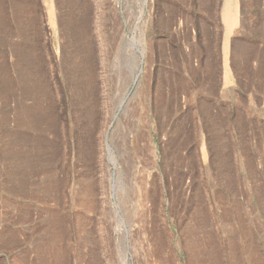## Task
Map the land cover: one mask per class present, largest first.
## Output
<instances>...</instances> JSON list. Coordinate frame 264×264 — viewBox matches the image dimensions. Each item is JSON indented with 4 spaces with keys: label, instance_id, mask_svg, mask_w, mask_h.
<instances>
[{
    "label": "rangeland",
    "instance_id": "1",
    "mask_svg": "<svg viewBox=\"0 0 264 264\" xmlns=\"http://www.w3.org/2000/svg\"><path fill=\"white\" fill-rule=\"evenodd\" d=\"M0 264H264V0H0Z\"/></svg>",
    "mask_w": 264,
    "mask_h": 264
}]
</instances>
